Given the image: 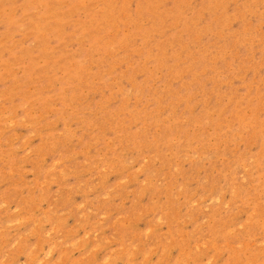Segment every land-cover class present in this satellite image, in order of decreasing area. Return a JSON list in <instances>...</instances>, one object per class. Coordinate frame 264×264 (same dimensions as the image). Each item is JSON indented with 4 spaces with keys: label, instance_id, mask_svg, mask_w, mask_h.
Here are the masks:
<instances>
[{
    "label": "rangeland",
    "instance_id": "1",
    "mask_svg": "<svg viewBox=\"0 0 264 264\" xmlns=\"http://www.w3.org/2000/svg\"><path fill=\"white\" fill-rule=\"evenodd\" d=\"M0 264H264V0H0Z\"/></svg>",
    "mask_w": 264,
    "mask_h": 264
}]
</instances>
